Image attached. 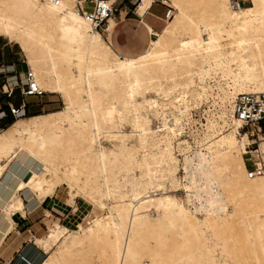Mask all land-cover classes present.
Returning <instances> with one entry per match:
<instances>
[{"label": "bare ground", "instance_id": "obj_1", "mask_svg": "<svg viewBox=\"0 0 264 264\" xmlns=\"http://www.w3.org/2000/svg\"><path fill=\"white\" fill-rule=\"evenodd\" d=\"M168 1L163 29L143 22L155 38L124 55L112 43L118 22L108 20L105 38L84 0H0V38L19 45L37 88L64 104L0 130V180L17 159L0 189V235L25 214L21 191L39 196L29 210L66 185L71 202L81 194L104 211L87 227L55 223L9 264H264V133L241 130L224 98L205 119L221 135L182 148L183 159L178 150L189 115L216 90L264 92V0ZM247 152L261 174L250 176Z\"/></svg>", "mask_w": 264, "mask_h": 264}, {"label": "rangeland", "instance_id": "obj_2", "mask_svg": "<svg viewBox=\"0 0 264 264\" xmlns=\"http://www.w3.org/2000/svg\"><path fill=\"white\" fill-rule=\"evenodd\" d=\"M157 1L154 3L153 7L149 12L154 13L155 15H158L159 17H155L147 12L144 19L148 21V17H150L153 20L154 23V29L155 30H161L162 27L166 24L164 19L167 18L166 13L168 9H172V11H175V8L171 4L170 1L164 0L166 3H162L161 0H155ZM236 1V0H235ZM242 6H248L250 5V0H238ZM118 11L116 12L115 16L113 17L117 22L118 25H114L113 27V35H112V43L114 48L124 55H136L142 51H144L147 46L150 38H155V36H150L148 32L145 30V27L142 24V18L137 15L135 12V9L137 8V5L135 4V1L133 0H118ZM87 6L91 9L92 4L87 3ZM127 12V14H126ZM138 12V10H137ZM137 19V21L132 20ZM116 24V22H113ZM104 26V25H103ZM109 26V21L106 23V25L103 27L104 30L98 29L102 35L106 38L107 37V28ZM116 26V27H115ZM115 28V29H114ZM6 44H12L13 48L17 49L19 53V58L23 59L21 62V67H17L13 70H8V72H14L19 75L20 72L26 71L28 69V63L25 55L23 54L21 48L18 44L15 42L9 41V39H3L0 38V45H6ZM2 65V64H0ZM5 74V73H2ZM213 81L215 83H220L222 86H228L231 79L229 77H225L218 74L213 78ZM2 83V81H0ZM1 87V86H0ZM221 89V88H220ZM216 90V89H215ZM19 90H16L13 97L9 98V100H21L20 93H18ZM19 94V95H18ZM0 100L3 98L4 95L0 94ZM18 95V99H17ZM40 97H33L28 98L27 107L25 111L19 116L14 117L8 113V110L3 106L1 110L5 111V114H7L5 117V114H0V126L3 127L9 118H14V121L17 118H23V117H29L35 114H45L50 113L51 111H57L64 107L63 99L59 94L49 93L45 92L42 95H39ZM224 98L227 99V104L229 106L230 114L232 117L233 114V107L236 97H231L228 92L222 88V90H216L214 93V97H211L208 102H206L203 107L197 108L193 110L192 115H189V118L185 122V129L187 128L186 125L189 126V128L186 130L188 133L187 136H184V132L179 136V156L180 159H183V150L182 148H190L191 150H194L196 148H199L205 141L212 139L214 135L218 136L221 135V131H219L218 126L216 124V121L212 119H208L207 121V109L211 106V111L214 114L215 110H217V103L223 102ZM8 101V100H7ZM212 102V103H211ZM214 103V104H213ZM0 110V111H1ZM211 115V116H212ZM191 117H193L191 119ZM193 120V121H191ZM196 121V122H195ZM154 123H156V120H154ZM192 123V124H191ZM209 123H212V127L210 129H207V125ZM231 123V122H229ZM2 129V128H1ZM231 130V129H230ZM228 131H222L223 133H227ZM112 143L116 144V141H112ZM111 141L104 140L103 144L105 146L111 147ZM177 148V143H176ZM17 159H13L12 163L8 166L6 171L3 174L2 179L0 180V189L2 186H4V182L7 180L9 176V172L11 171L12 167L16 164ZM185 174L183 166L181 167L180 176H183ZM29 177V174L26 175L25 179ZM20 195L23 197L24 202L26 204L25 208V214L17 212L13 218L15 221V225L13 226V223L10 222L7 224L5 235L2 236V239L7 236L6 234L11 229V227H14L13 231L9 234L8 237L2 242V245L0 246V261L2 264H9V262L16 257L20 250L27 244V242L30 239H34L35 237H44V238H50L51 237V228L54 227V224L52 221H56L57 224L67 226L71 229H77L79 224H82L84 227L88 226L89 221L94 218L96 214H100L104 212L103 210L99 209L97 206H95L94 202L91 201L90 198L85 197L84 195H78L73 202L70 201V191L69 188L64 185L63 187H58L55 190V193L47 198L45 201H43L36 209L29 210V200L34 201L35 196H38L37 193L33 192L31 196H26L24 194V191L19 192ZM179 197L184 198L186 200L187 205L191 209L194 208V204L199 205V201L195 198L189 202L188 196L186 193L182 190H179L178 192H175ZM39 197V196H38ZM30 201V202H31ZM102 202L106 203L107 206L112 205L113 200L107 199L104 197L102 199ZM102 211V212H100ZM49 212V214L47 213ZM198 216L201 217V214L198 213ZM58 221V222H57ZM60 222V223H59ZM65 224V225H64ZM29 239V240H28ZM28 240V241H27Z\"/></svg>", "mask_w": 264, "mask_h": 264}, {"label": "built area", "instance_id": "obj_3", "mask_svg": "<svg viewBox=\"0 0 264 264\" xmlns=\"http://www.w3.org/2000/svg\"><path fill=\"white\" fill-rule=\"evenodd\" d=\"M110 0H84V8L88 10V13L90 17L92 18V21L95 25V28L104 30V26L108 22V20L111 17H114L116 12L118 11V4L117 1L109 2ZM135 1V4L137 5V8L139 6V3L141 0H133ZM162 1V0H161ZM157 2V1H156ZM153 2L152 7L154 5ZM90 3L92 4L91 9L86 4ZM162 3H166L165 1H162ZM78 5L83 10V6L81 2H78ZM151 7V8H152ZM137 8L135 9L134 13H137ZM172 9H168L166 16L169 14V12ZM104 25V26H103ZM13 70V69H6L5 71ZM25 72V81L23 78H21V74H13L16 77V81L10 83L9 78L6 77L4 79V82L2 83L0 87V94H3L8 102V113L14 117H18L27 107L26 102V96L38 94L42 95L43 92L37 88V85L35 84V81L33 80V74L30 71L29 67ZM4 73V71H2ZM5 86H8L7 89H4ZM19 90L21 98V104L15 105L9 98L13 97L15 94V91ZM1 97V95H0ZM234 115L238 118L244 121V126L241 128V130H255L256 133H264V92L261 93H249L247 95L241 94L239 95L234 102ZM0 114H5L4 110L0 111ZM7 114L4 115V117ZM0 126V130H1ZM246 160L248 164L251 167V170L249 171L250 176H253V173L257 172V174H261L263 171L262 169H259V166H257L256 160L252 158L251 152L245 153ZM27 264H31L29 261L26 262ZM8 264V263H7Z\"/></svg>", "mask_w": 264, "mask_h": 264}, {"label": "crops", "instance_id": "obj_4", "mask_svg": "<svg viewBox=\"0 0 264 264\" xmlns=\"http://www.w3.org/2000/svg\"><path fill=\"white\" fill-rule=\"evenodd\" d=\"M151 2H150V4H149V7L151 6L152 7V2H156L155 0H150ZM164 1V0H163ZM149 7L147 8V10H146V12H145V14H144V16L143 17H141V16H139L140 18H142V24H143V22H146V23H148V24H150L152 27H153V29H154V23H153V20L150 18V17H148V21H146L145 19H144V17H145V15L147 14V12L148 13H150L151 15H153V16H155V17H159L158 15H155L154 13H151V12H149V10H151V7H150V9H149ZM149 9V10H148ZM168 18V17H167ZM167 18H165L164 19V21H165V23H166V19ZM132 20H135V21H137V19H132ZM117 25H118V23H117ZM116 25V26H117ZM115 26V27H116ZM144 26V25H143ZM165 26V25H164ZM163 26V27H164ZM145 27V26H144ZM163 27H162V29H163ZM115 29V28H114ZM161 29V30H162ZM145 30H146V28H145ZM155 30V29H154ZM147 31V30H146ZM156 31H160V30H156ZM150 35V34H149ZM151 36V35H150ZM152 38V37H151ZM19 51L17 50V49H15V48H13V45L11 44H6V45H0V64H2V65H0V81H2V83L4 82V79L6 78V77H8L9 78V82L10 83H12L13 81L15 82L16 81V77L17 76H14L16 73H14V72H6L5 70L6 69H15V68H17V67H21L22 65H21V62L23 61V59H20L19 58ZM139 54V53H138ZM2 71H4V73L5 74H2ZM14 74V75H13ZM20 74H21V78H23V80L25 81V72L23 71V72H20ZM18 75V74H17ZM2 83H0V86L2 85ZM4 89H5V87H4ZM33 97H40L39 95H30V96H26V102H28V98H33ZM12 101V100H11ZM7 98L4 96V99L2 98L1 100H0V110L3 108V106H6L7 105ZM13 102V101H12ZM25 111V110H24ZM23 113V112H22ZM21 113V114H22ZM20 114V115H21ZM20 115H18V116H20ZM3 128V127H2ZM36 197V199L37 198H39V197H37V196H35ZM50 197V196H49ZM49 197H47V198H49ZM46 198V199H47ZM45 199V200H46ZM35 200V199H34ZM45 200H43V201H45ZM30 201L31 200H29V204H30ZM43 201H41L39 204H38V206L43 202ZM26 206V204H25V202H24V207ZM37 206V207H38ZM28 207H29V205H28ZM37 207H35V208H33V209H36ZM26 209V208H25ZM32 209V210H33ZM48 214H49V212H47ZM58 222V221H57ZM52 223L54 224V223H56V221H52ZM60 223V222H59ZM65 225V224H64ZM13 229H14V227H11V229L8 231V233L6 234L7 236H5L3 239H2V237H1V235H0V246L2 245V242L6 239V237H8L9 236V234L13 231Z\"/></svg>", "mask_w": 264, "mask_h": 264}, {"label": "trees", "instance_id": "obj_5", "mask_svg": "<svg viewBox=\"0 0 264 264\" xmlns=\"http://www.w3.org/2000/svg\"><path fill=\"white\" fill-rule=\"evenodd\" d=\"M16 92V91H15ZM19 93V92H18ZM16 95V94H15ZM19 95V94H18ZM18 95H17V99H18ZM14 98V97H13ZM19 101H17V100H14L13 99V103L15 104V105H20L21 104V100L20 99H18ZM5 108L6 109H8V106H5ZM14 122V118H9L8 119V121H7V123L3 126V128H5V127H7V126H9L11 123H13Z\"/></svg>", "mask_w": 264, "mask_h": 264}]
</instances>
